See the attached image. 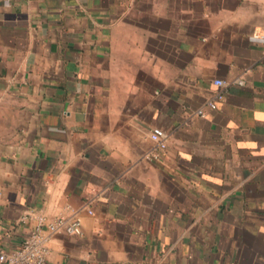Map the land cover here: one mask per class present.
<instances>
[{"label": "crops", "instance_id": "0c3cea01", "mask_svg": "<svg viewBox=\"0 0 264 264\" xmlns=\"http://www.w3.org/2000/svg\"><path fill=\"white\" fill-rule=\"evenodd\" d=\"M262 36L264 0H0V246L66 217L48 264H264Z\"/></svg>", "mask_w": 264, "mask_h": 264}, {"label": "built area", "instance_id": "2783aa9c", "mask_svg": "<svg viewBox=\"0 0 264 264\" xmlns=\"http://www.w3.org/2000/svg\"><path fill=\"white\" fill-rule=\"evenodd\" d=\"M14 2L17 0H4ZM264 39V36L261 37ZM214 84L220 88L226 87L229 83L223 80H215ZM236 84L243 85L244 82L239 79ZM224 93L217 95V100H222ZM211 108H216L214 102H210ZM151 141L156 145L154 158L162 157L167 148V134L162 128H154L150 134ZM58 232H65L68 235H82V224L77 218L68 219L58 217L49 221L45 216H38L36 224L31 233L24 239L22 244L12 251L5 250L0 246V264H48L49 240L50 237Z\"/></svg>", "mask_w": 264, "mask_h": 264}]
</instances>
